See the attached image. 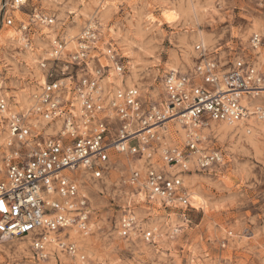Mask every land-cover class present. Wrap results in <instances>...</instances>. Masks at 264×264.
Instances as JSON below:
<instances>
[{
  "label": "rangeland",
  "instance_id": "374dc122",
  "mask_svg": "<svg viewBox=\"0 0 264 264\" xmlns=\"http://www.w3.org/2000/svg\"><path fill=\"white\" fill-rule=\"evenodd\" d=\"M10 1L0 0V70L12 112L23 113L34 105L47 72L39 62L49 56L54 37L65 38L66 50L72 52L88 25L98 27L102 52L109 42L125 57V74L111 69L105 82L115 86L116 75L121 76L124 86L139 88L147 105L163 103L166 72L173 68L189 72L194 67L197 42L205 39L224 61L239 55L252 58L257 55L251 36L264 33V0H27L10 10L14 22L7 25L5 4ZM34 10L53 17L54 23L33 22L29 30L21 29ZM31 55L38 58L37 67ZM133 75V84H127L125 80ZM36 120L39 124L42 119L32 121ZM178 123L180 118L165 124L162 142L185 145L186 130L183 136L173 130ZM225 125L211 120L201 128V146L206 151L221 150L225 162L200 170L191 160L190 170L180 173L189 198L199 195L197 207L191 199L192 206L166 207L139 195L128 183L132 171H144L148 162L162 170L182 169L163 161L159 143H154L149 161L141 154L113 152L104 178L81 180L91 205V230L86 235L71 231L80 254L71 256L51 243L43 257L31 236H18L0 240V264H264V120L250 115L231 130ZM129 205L137 224L124 237L119 219ZM147 229H156L155 243L143 239L141 230Z\"/></svg>",
  "mask_w": 264,
  "mask_h": 264
},
{
  "label": "built area",
  "instance_id": "2783aa9c",
  "mask_svg": "<svg viewBox=\"0 0 264 264\" xmlns=\"http://www.w3.org/2000/svg\"><path fill=\"white\" fill-rule=\"evenodd\" d=\"M26 3L5 4L4 22L13 25L10 10ZM54 21L34 10L21 29L29 30L33 22L52 25ZM100 42L98 27L90 25L78 36L72 52H67L65 38L54 37L49 56L39 62L47 69L45 82L28 115L15 112L4 118L10 97L0 70V126L6 124L9 134L6 145L0 146V240L31 236L43 257L51 243L71 256L80 254L71 231L86 235L91 230V205L81 180L104 178L111 153L141 154L149 161L154 143H159L163 161L182 169L162 170L148 162L144 171H132L128 183L138 194L143 189L145 196L159 199L166 207L185 208L191 204L180 173L190 170L191 160L200 170L226 160L221 150L206 151L201 146V128L211 120L235 123L250 115L264 120V107L250 113L241 102L244 94L264 93V33L251 36L257 55L252 58L239 55L224 61L217 50L197 42L194 67L189 72L171 69L163 76L161 105H147L137 86L115 88L105 82L111 69L124 75L127 66L112 43L107 42L102 52ZM33 116L42 118L39 126L32 122ZM178 116L186 125L183 147L162 142L165 134L159 132ZM54 126L56 131L50 129ZM136 224L129 205L119 219L120 235L130 236ZM141 231L145 241L158 240L156 229Z\"/></svg>",
  "mask_w": 264,
  "mask_h": 264
},
{
  "label": "bare ground",
  "instance_id": "6f19581e",
  "mask_svg": "<svg viewBox=\"0 0 264 264\" xmlns=\"http://www.w3.org/2000/svg\"><path fill=\"white\" fill-rule=\"evenodd\" d=\"M91 24V23H90ZM91 26V25H90ZM201 34V33H200ZM204 38V37H203ZM203 40V39H202ZM201 40V41H202ZM205 40V39H204ZM203 40V41H204ZM69 46V45H68ZM31 61H32V65H33V67H37L36 66V64H37V62H38V58L37 57H35L34 55H31ZM173 70H176L175 68H173ZM42 80V83H44L45 82V79L43 78V75H42V78H41ZM126 79V78H125ZM43 80H44V82H43ZM115 81H116V84H115V86L116 87H119L118 85H120L121 87H123L124 86V79H122V77L121 76H117L116 75V77H115ZM125 82L127 83V84H133V82H134V75L133 76H129V78L128 79H126L125 80ZM115 87V88H116ZM258 96H260V97H258ZM256 97H258V98H256ZM36 98H37V94L34 96V105L30 108V109H28L26 112H23L24 114H27L28 115V113H29V111H31V109L32 108H34V106L36 105ZM16 99V98H15ZM241 102L245 105V106H247V108L250 110V113H253V111H252V109L255 107V106H258V108H261V104L264 102V93H259L258 95H249V94H244L243 96H242V98H241ZM27 103V102H26ZM10 108L8 107L7 108V110L4 112V118H8L12 113H15V112H12L11 110H9ZM12 109V108H11ZM38 119V118H41V117H38V116H33V119ZM175 118H180V123H178L177 125H176V127H175V129H173V130H175V131H177V132H179L182 136L183 135H185L184 133H185V130H186V128H185V121L182 119V116H178V117H175ZM175 118H173L172 120H174ZM32 119V120H33ZM42 119V118H41ZM6 121V120H5ZM4 121V122H5ZM38 120H36V121H32L33 123H35L37 126L39 125L38 124V122H37ZM240 122V121H239ZM226 123V122H225ZM237 123L238 122H235V123H228V127H227V125H225L228 129H230V128H232L233 129V127H234V125H237ZM6 124H3V126H0V141L1 140H5L6 139V137L8 138L9 137V134H7L8 133V131L6 130ZM224 127V126H223ZM225 127V128H226ZM263 127V126H262ZM53 127H50V129H52ZM4 129V131H2ZM153 129H156L155 127L153 128ZM167 129V128H166ZM222 130H224L223 128H222ZM231 130V129H230ZM159 132H161V131H159ZM165 132H167V130H165ZM224 132V131H223ZM227 132H229V130L227 131ZM194 193V192H193ZM139 195H144L145 196V192H144V190L142 189V190H139ZM198 194L197 193H195V194H193L190 198H189V201H190V199H191V202H192V205L193 206H195V207H197L198 206V204H199V198H198ZM157 200H159V199H157ZM203 201H204V199H202ZM191 204V203H190ZM191 205V206H192ZM202 205H204V203L202 204ZM206 207V206H205ZM199 208V207H198ZM74 233V232H73Z\"/></svg>",
  "mask_w": 264,
  "mask_h": 264
}]
</instances>
